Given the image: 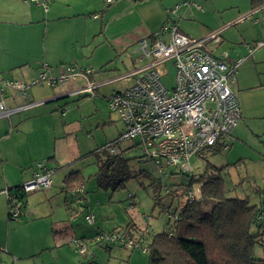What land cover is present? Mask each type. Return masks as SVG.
<instances>
[{
    "label": "crops",
    "instance_id": "obj_1",
    "mask_svg": "<svg viewBox=\"0 0 264 264\" xmlns=\"http://www.w3.org/2000/svg\"><path fill=\"white\" fill-rule=\"evenodd\" d=\"M41 1H46L48 8L31 0H0L2 80L31 82L43 69L44 63L51 66L54 76L59 74L61 66L73 61L94 72L99 62L105 61L102 65L111 62L110 56L106 58L111 51L116 56L128 54L133 60L131 64L134 70L143 64L136 52L139 40L146 39L151 43L152 34L165 24H175L178 31L189 38L202 39L213 31L238 23L240 19L257 16L254 23H247L248 28L254 29L251 33L256 30L250 39L252 42L248 41L245 28V32L240 33L239 43L234 42L233 35H230V51L222 46L224 34H221L219 43L212 44L213 50L207 49L219 57L227 51L229 61L241 59L233 84L237 90L251 96L256 108L264 107V101H258L256 94L259 91L264 93V68L259 67L260 62L264 64V54L260 50L264 44L256 45L264 42V0H250L248 7L233 0H116L109 4L107 0ZM175 6L178 7L174 9ZM235 7H238L235 13L227 11ZM226 11L228 19L224 20ZM253 44L251 51L248 46L252 47ZM97 47L98 57L105 53L101 60L96 57L99 61L95 59ZM102 65L99 67L103 68ZM93 72L88 76L89 80L94 78ZM79 80L87 82L81 76L68 84L49 85L52 89L42 86V83L32 85L27 98L13 88H5L2 94L0 92V102L3 101L8 111L0 115V246H5L8 251L1 255L0 263L5 261L12 264L16 258L15 264H122L123 261L137 264L133 251L129 250L131 253L126 260L125 255L129 253L127 248L98 244L91 239L100 232L117 230L133 240L141 241L145 231L150 229L147 226L144 229L139 226L138 230L129 232L127 227L124 229L121 225L103 228L99 224L91 233L78 236L73 229L62 224L65 219H54L53 205L52 211L47 207L44 211H37V214L29 208L31 202L28 196L43 190L26 197V205L20 210L21 218H9L6 190L18 196L17 188L32 178L38 162L55 168V176L69 168L72 156L62 154L58 147L62 138L58 134V127L62 128L63 121L56 112L62 117L68 115V110L65 115L62 114L65 109L63 105L82 89L76 86ZM241 111L243 117L246 109ZM73 171L81 172L74 169L62 176L60 190L67 195L71 194L70 188H64L65 179ZM44 195L37 194L31 198L42 203L48 195L53 196L51 188ZM48 200L51 201V198L48 197ZM71 200L75 201L72 197ZM87 200L86 196L82 204H77L85 208L88 206ZM14 201L19 203L16 198ZM75 240L87 241L89 247L82 253Z\"/></svg>",
    "mask_w": 264,
    "mask_h": 264
},
{
    "label": "rangeland",
    "instance_id": "obj_2",
    "mask_svg": "<svg viewBox=\"0 0 264 264\" xmlns=\"http://www.w3.org/2000/svg\"><path fill=\"white\" fill-rule=\"evenodd\" d=\"M233 1H238L237 3L246 7L250 3V0ZM230 9L227 10L229 13H235L238 7ZM227 11L223 14L224 20L228 19ZM256 18L257 16L243 18L238 23L229 24L220 30L225 37L222 46H226L225 49L229 50V44L232 42L230 35H233L234 42L239 43L240 33H244L246 29V37L249 38V42H252L250 39L256 30L251 33L254 29L248 28L247 23H254ZM207 47L214 49L212 44H208ZM95 50L96 61L105 57V53L98 57L99 47ZM260 50L264 54V48ZM109 56L111 62L104 65L102 63L105 61L96 64L94 78L90 79L98 86L94 93L88 95L86 92H79L78 95L64 102L63 107L66 113L68 110L66 117L56 112L60 121H63L61 127L64 128L58 127V134L62 137L58 147L63 151L62 154L72 156L71 163L64 172L54 175V183L51 187L53 196L48 195L42 203L38 200L33 201L31 198L37 194L45 196L44 192L50 188L28 196L31 202L29 208L35 214L37 211H44L47 207L51 211L53 208L54 219L56 221L65 219L62 224H65L68 229H73L78 236L91 233L99 224L103 228L121 225L124 229L127 227L126 230L129 229V232L138 230L139 226L143 229L147 226L152 232L158 233L163 231L165 223H170L172 220L168 217V210L174 211L178 201L186 199L182 188L177 191L179 197H174L170 190L175 188L176 184L186 182V175L192 176L193 173L194 177H199L205 171H217L222 168H225L224 174L231 188L242 183L243 186H238L240 195L247 191L250 194L251 204L264 202V107L256 108L251 96L237 90L235 83L232 82L231 87L237 94L241 109L244 108L246 111L233 129L229 146L220 139L215 147L193 155L190 159L193 172L190 174L189 172L182 174L180 168L175 166L160 168L153 161L143 160L145 149L136 141L119 140L125 124L117 113L109 109L108 97L132 85L133 78L126 75L134 66L128 54L116 56L115 52L111 51L106 58ZM68 65L81 67V63L75 61L64 64V66ZM100 65L103 68H100ZM259 67L263 69L264 64L260 62ZM157 70L161 73L166 86L171 87L176 75L171 62L161 63L157 66ZM42 84L46 88L49 86L46 83ZM85 85H87L86 81L76 82L78 88ZM63 86L66 87V85ZM256 94L258 101H264L263 92L259 91ZM74 169L81 170L80 173L84 179L85 186H81L85 187L88 199V206L85 208L72 201L71 195L60 190L62 176ZM99 170L101 172L96 175ZM29 214L30 212L27 213V218ZM87 214L94 215L93 223L85 219ZM261 241L264 244V236ZM87 246L89 247V244L86 245V249ZM263 249L264 245L257 247L256 257L263 255ZM129 250H127L128 255H125L126 260L131 253ZM132 255L137 259V264H148V253L137 249L132 252ZM122 264L127 262L123 261Z\"/></svg>",
    "mask_w": 264,
    "mask_h": 264
},
{
    "label": "built area",
    "instance_id": "obj_3",
    "mask_svg": "<svg viewBox=\"0 0 264 264\" xmlns=\"http://www.w3.org/2000/svg\"><path fill=\"white\" fill-rule=\"evenodd\" d=\"M31 1L48 8L46 1ZM114 2L116 0H107L108 4ZM220 34L217 31L205 38L193 39L179 32L175 24L168 23L152 34L151 43L146 39L139 40L136 52L139 53L138 60L143 64L126 75L132 77L134 83L123 91L112 93L108 97V106L125 124L119 140H134L144 147L142 158L145 161H153L160 168L176 166L192 171L190 159L193 155L215 147L220 139L226 146L232 141L233 129L242 117L239 99L231 87L241 59L229 61L227 51L219 57L207 49L208 44L221 41ZM263 44L258 42L256 45ZM248 47L253 51V47ZM167 62H171L176 70L171 87L166 86L157 70L158 65ZM42 67L38 77L31 82L0 78L1 94L5 88H13L27 98L32 85L68 84L81 76L87 79V85L79 92L91 94L98 88L88 79L93 72L90 69L75 65L61 66L59 74L54 76L47 63ZM4 113L8 111L1 101L0 115ZM62 114L65 115L66 111ZM55 171V168L38 162L32 178L22 184V191L30 193L51 188ZM200 187L198 184L188 191L191 199L200 196ZM69 192L78 204L86 200L84 186H74ZM6 193L12 203L11 216H19V208L15 207L14 201L16 197L8 190ZM85 219L93 223L95 217L87 214ZM75 241L80 251L85 252L87 241ZM91 241L120 244L133 251H148L143 241L133 240L121 231L100 232ZM7 252L5 246H0V255ZM15 261L16 258L12 264ZM1 264L8 263L1 261Z\"/></svg>",
    "mask_w": 264,
    "mask_h": 264
},
{
    "label": "trees",
    "instance_id": "obj_4",
    "mask_svg": "<svg viewBox=\"0 0 264 264\" xmlns=\"http://www.w3.org/2000/svg\"><path fill=\"white\" fill-rule=\"evenodd\" d=\"M224 169L205 171L201 176L194 177L193 171L180 168L182 174L189 172L192 176L185 174L187 181L176 184L170 192L174 197H179L177 191L182 188L186 199H180L174 211L168 210V217L172 220L163 231H145L146 238L141 241L148 246L145 252L149 254L148 264H264V249L261 257L255 255L257 247L264 245L261 241L264 236V202L251 204L247 191L240 195L238 186H243L242 183L231 188ZM198 184L201 186L200 196L191 199L188 191ZM64 185L65 189L85 186L80 171L71 172ZM21 187L17 188L19 195L15 196L19 201L15 203L19 216L12 217L9 210L10 219L21 218L20 210L24 209L25 199L32 193H24ZM11 204L9 200V209Z\"/></svg>",
    "mask_w": 264,
    "mask_h": 264
}]
</instances>
